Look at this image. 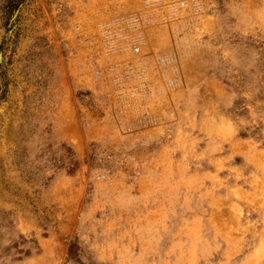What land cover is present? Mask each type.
I'll return each mask as SVG.
<instances>
[{
    "label": "rangeland",
    "instance_id": "rangeland-1",
    "mask_svg": "<svg viewBox=\"0 0 264 264\" xmlns=\"http://www.w3.org/2000/svg\"><path fill=\"white\" fill-rule=\"evenodd\" d=\"M0 264H264V0H0Z\"/></svg>",
    "mask_w": 264,
    "mask_h": 264
},
{
    "label": "built area",
    "instance_id": "built-area-1",
    "mask_svg": "<svg viewBox=\"0 0 264 264\" xmlns=\"http://www.w3.org/2000/svg\"><path fill=\"white\" fill-rule=\"evenodd\" d=\"M134 51H139V46L134 45Z\"/></svg>",
    "mask_w": 264,
    "mask_h": 264
}]
</instances>
